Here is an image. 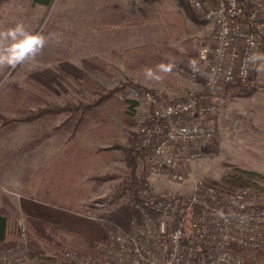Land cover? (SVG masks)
Returning <instances> with one entry per match:
<instances>
[{"label": "rangeland", "instance_id": "374dc122", "mask_svg": "<svg viewBox=\"0 0 264 264\" xmlns=\"http://www.w3.org/2000/svg\"><path fill=\"white\" fill-rule=\"evenodd\" d=\"M114 1L52 0L50 4H47L45 0L41 3H37L35 0H0V30L12 27L16 23H23L30 32L42 33L49 38L48 45L35 60H28L15 70L0 69V115L18 117L20 113L16 109L19 107L25 108L26 111L37 110L45 106L46 103L65 105L74 101L75 104H79V102L92 103L97 107L102 96H109L114 89L119 87L121 90L116 93L117 97H120L124 90L140 85L145 88L144 90L157 93L163 102L171 99H185L192 92L200 93L206 90L207 63L198 55L191 59L179 58L177 61L174 54L165 51L161 54L164 62L173 65L170 72L161 71L150 63L148 65L151 67L141 68L137 71L129 67L121 55L126 49L123 47L125 45H112L110 48L105 46L103 41L98 43V37L103 36L108 24L114 26L123 19L113 6L115 5ZM160 9V11H153L144 16V19L148 18L151 21L146 20L149 27L156 26L161 29L157 35L147 39L144 45L155 43L162 50L165 47L162 43L167 42L173 47L187 49V52L192 50L199 52V49L212 44L215 29L209 26L205 32L200 31L199 25L206 22L200 18L201 21L192 20L191 29L189 22L186 24L176 10L172 11V7ZM112 16L114 19L111 18ZM187 28L190 30L185 35ZM149 29L155 32V29ZM131 47L134 46L131 45ZM260 54H264V47ZM85 59L93 60L99 68L87 69L84 63ZM66 63L74 64L81 69L87 75L88 80L82 78V75L79 78L72 75L64 78L58 77V81L54 80L55 91L51 95L47 92L49 90L39 94L45 101L43 103L36 104L25 102L24 99H14L15 90L18 88L27 90L28 86L25 82L28 78L38 75V72H45L47 69L61 72ZM261 64H264V61L255 62V78L250 82L254 87L252 95L244 96L235 87H230L231 91L227 94H225L224 87L212 95L211 92L205 94L220 108L217 113L211 114L207 119V122L216 125L219 131L218 137L212 143V153L195 163L196 176H203L209 183L224 188H234L236 182L240 181L245 182L244 185H253L264 189V68H261ZM147 69H152L160 79L148 78L146 76ZM192 72L198 74L194 76L195 79ZM131 104H133L131 109L121 108L117 112L110 113L107 117V123L115 130V143H103L96 139L91 142L90 147L97 152L92 158L95 167L92 165L91 170L88 168L89 171L86 167L87 171L81 176V180L84 182L91 180V183L93 182L97 186L101 183V187L91 188V203L101 202L104 198L115 193L124 181L131 183L134 178L139 180L140 172L146 171L143 156L139 154L138 162L136 161V172H134L133 164L128 160L125 149L130 148L135 154H138L136 149L138 131L146 120L149 106L136 100H132ZM127 112L129 113V118H126L128 120L121 118L120 114ZM65 115L42 118L32 123L12 122L3 125L0 122V159L1 155L6 152V148L11 147L18 151L24 149L30 154L28 159L31 165L36 166L42 163L40 158L45 152H42L41 155V150L43 151V146L46 143L47 154L51 152L49 150L55 148V145L51 146L48 143H54L57 140L52 130H55L56 126L63 121ZM2 141L4 142L1 143ZM16 159L22 163L23 157L20 155ZM112 175L114 177L104 178ZM15 178H17L16 175L7 181L13 183ZM2 180L5 179L2 178ZM82 184L84 183L81 182ZM11 185L9 184V186ZM0 189L14 205L22 210L14 218L23 219L27 227L31 222L37 232L47 239L57 232L61 235L59 238L66 237L68 240L74 238L78 243L91 241L98 247L102 242L103 235L95 233L96 228L93 227V224L90 225L91 227L89 226L93 228V233H90L91 230L85 227L84 220H82L83 214L80 213L78 216L74 214L72 218L57 221H43L41 218H37L40 217L41 212L44 209L53 210L55 207L47 208L45 205L35 203L36 197L34 199V197L25 194L17 185L7 187L2 181ZM191 190L188 183L181 184L163 177H153L151 183L147 185V191L151 196L169 193L187 195ZM140 196L146 198L144 194H140ZM131 199L132 194L128 191L121 201L130 202ZM30 203L33 204L28 205ZM59 208L61 210L63 207ZM64 214L70 215L69 212ZM138 214L140 213L131 215L127 221L121 220L119 224L128 225L129 221ZM61 228H67L68 231L66 230L65 233L60 230ZM79 231L85 232V236H79ZM76 232H78L77 235ZM8 241V244L6 243L0 248L14 245L20 241V237ZM11 241L14 243L11 244ZM67 245L76 248L70 242H66L65 247ZM260 261L264 264V255L260 257Z\"/></svg>", "mask_w": 264, "mask_h": 264}, {"label": "built area", "instance_id": "2783aa9c", "mask_svg": "<svg viewBox=\"0 0 264 264\" xmlns=\"http://www.w3.org/2000/svg\"><path fill=\"white\" fill-rule=\"evenodd\" d=\"M190 6L215 29L212 44L199 53L208 68L206 89L216 93L248 83L255 66L249 57L264 47V0H190ZM200 93L167 102L137 87L121 93L122 100L149 106L136 148L145 162L146 185L163 177L192 190L158 196L147 191V206L139 204L140 214L126 226L93 218L105 230L96 253L67 245L60 264H262L264 189L224 188L196 176V161L212 153L219 132L201 118L220 108ZM17 226L20 241L0 248V264H31L27 224L18 219Z\"/></svg>", "mask_w": 264, "mask_h": 264}, {"label": "trees", "instance_id": "16d2710c", "mask_svg": "<svg viewBox=\"0 0 264 264\" xmlns=\"http://www.w3.org/2000/svg\"><path fill=\"white\" fill-rule=\"evenodd\" d=\"M35 1L37 3H41L44 0H35ZM45 1H47V4H50L52 2V0H45ZM181 1L188 15L195 21H201L199 19L200 16L197 13H195V11L191 8L189 0H181ZM162 45H165L164 49L162 50H160V48L157 47L155 43H149L140 46L138 45L131 48L129 47L126 48L121 53V55L123 59L126 61L127 65L131 67L133 70H137V71H139L141 68L151 67V65H148V63L154 65L155 67H157L161 63L168 65L166 61L165 62L163 61V57L161 54L165 51L166 53L167 51H170V53L174 54L175 57H177L176 59L177 61L179 58L191 59L198 55L197 50L194 51L192 50L191 52L190 51L187 52V49L183 50L181 48L173 47L167 42L162 43ZM262 49L263 47H261L258 53H260ZM84 63L86 65V68L89 70H94L96 68H99V66H97L91 59H85ZM192 73L194 74V76L198 75L195 72ZM255 73L256 71L254 66L252 71V78L248 83L225 86L224 87L226 90L225 94L230 92L232 87H235L238 88L239 93L243 94L244 96L252 95L254 93V87L250 84V82L254 80ZM68 75L77 76V78L81 77L80 75H82V78L88 80L87 75L81 69L76 67L74 64L71 65L69 63H66L65 65H63L61 72H56L54 70L47 69L45 70V72H38V75H35L32 78H28L25 82V84L28 86L27 90L24 91L22 88H18L17 90H15L14 99L15 98L17 100L24 99L25 102L29 101L31 103H36V104L43 103L45 101L40 97L39 94H41V92L46 93V91L49 90L47 92H49V95H51L52 92L55 91L54 82L58 81V77L64 78L65 76ZM137 87L145 89L140 85H137ZM119 90H121V87L114 89L109 96H105V97L102 96L101 99L99 100V106L97 107H93L89 104H83V103H79V104L67 103L65 105L46 103L45 106H43L42 108H38L37 110L30 109L28 111L24 110L25 108L19 107L16 110L20 113V116L6 117L0 115V122H2L3 125H7L12 122L32 123L39 121L42 118L58 117L67 114V117L64 118L63 121H61L56 126L55 130L63 129L65 131L72 132L73 134L76 132H82L86 130L84 135L88 136L92 140L96 139L99 142H103V143H110V142L115 143L114 141L115 130L112 129V127L107 123V119H108L107 117L109 116L110 113L117 112L121 108L123 109L126 107L127 109H131V107L133 106V104H131L132 100L131 101L122 100L120 97L116 96V93H118ZM205 94H209V91L207 89L200 93L201 96L203 95L206 96ZM128 114L129 113L127 112L120 114V116L121 118L128 120L126 119L129 118ZM197 116H199L198 113L194 117L196 118ZM208 116H210V114L204 116L201 119L203 121H207ZM92 122L93 124H91ZM95 125L97 127L93 130L92 127ZM77 146L79 147L80 145ZM118 147L123 148L119 145ZM125 151L127 153L128 160L130 161L131 164H133L132 167L134 172H136V167H137L136 161L138 162L137 156L139 155V152L138 154L137 153L135 154L130 148H126ZM144 175L145 172L141 171L139 175V180H136V178H134L131 183L129 181L122 182L115 193L104 198L103 200H101V202L99 201V203L105 205L107 203L106 207L109 206V209H106L105 212L98 214L97 217L99 218L104 217L111 221L120 223L121 220L127 221L128 217H131V215L133 214L139 213L138 211L139 204L146 207L147 204L145 200L143 199V197L140 196V194L146 195L147 193V185L145 182ZM112 177L114 176L112 175L104 178L108 179ZM244 184L245 182L244 183L240 181L236 182L234 188L241 187V185L245 186ZM128 191L132 194V199L130 200V202L123 200L121 201V199H123V197ZM80 210L83 211V208H81ZM66 211L69 212L70 215L67 216L66 214H64L67 213ZM73 215L74 213H71L69 210H60L55 208L49 211L45 210V213L41 214V217H43L41 218V220L57 221L61 219L72 218ZM15 216L16 214L7 215L0 212V242L3 243L5 242V240L9 239L10 237H11L10 239L19 238V232L17 226L18 219H15L14 218ZM82 220H84L85 227L91 230L90 233H93V228H90L91 227L90 225L93 224L94 225L93 227L96 228L94 230L96 231L95 233L99 234L100 236L103 235L102 230L98 229L101 223L99 220L89 219L87 214L83 216ZM87 223L88 226L86 225ZM27 228H28V247H29L31 264H60L66 242H70L77 249L84 251L86 253L88 252L96 253L97 251V247L91 241H81V243H78L74 238H72L71 240H68L66 237L59 238V236L61 235L60 233L57 232H54L52 237L50 239H47L46 237L42 236L40 233L37 232L36 227L31 222L28 224ZM60 230H62L65 233L68 231L67 228H61ZM77 233L78 232H76V235ZM78 234L79 236L82 237L85 236V232L79 231ZM104 237H105V230H104ZM12 243H14V241L13 242L11 241V244ZM262 255H264V252L260 253V257Z\"/></svg>", "mask_w": 264, "mask_h": 264}, {"label": "crops", "instance_id": "0c3cea01", "mask_svg": "<svg viewBox=\"0 0 264 264\" xmlns=\"http://www.w3.org/2000/svg\"><path fill=\"white\" fill-rule=\"evenodd\" d=\"M114 3L115 5L113 6L123 19L118 21L114 26L108 24L107 29L102 34L103 36H99L98 39L96 38L98 43H102L103 41V44L110 48L112 45H125L123 46L125 48L131 45H144L147 39L153 35H157L161 29L156 26L149 27L146 20L151 21L148 18L144 19V16L153 11H160V8L172 7V11L176 10L186 24L189 22L190 28L192 27L193 19L186 13L180 0H115ZM111 18L114 19V16ZM199 26L200 31L203 32L206 31V28H209V25L206 23ZM149 28L155 29V32L150 31ZM189 30V28L186 29L185 35L189 33ZM200 51L201 49H199L198 57ZM193 78L195 79L194 75ZM71 103L75 102L71 101ZM89 105L95 107V104L91 103ZM65 116L67 117V114ZM66 117L63 116V118ZM96 127L95 125L92 129L94 130ZM52 132L57 137V140L54 143L50 142L48 144L51 146L55 145V148L49 150L51 152L47 154L46 143L43 146V151L41 150V155L42 152H45L40 158V162H43L36 166L30 164L28 159L30 154L25 152L24 149L18 151L15 148H6V152L1 155L2 158L0 159V185L2 181L7 187L17 185L25 194L34 197V199L36 197V201L33 200L35 203L45 205L47 208L55 207L56 209H60L59 207L61 206L63 207L61 210H69L76 216L80 213L83 216L87 214L89 219H93L98 214L109 209L105 204L99 203V201L91 203V188L101 187V183L97 186L93 182L91 183V180L87 182L81 180V176L83 173L85 174L88 168L91 170L92 165L95 167L92 158L96 154V151L90 147L93 140L84 135L86 130L74 134L68 131L65 132L63 129L52 130ZM77 145H81V147L79 148ZM20 155L23 157L22 163L16 159ZM13 156L14 159H12ZM89 156L92 157L90 158ZM15 175L17 178H15L13 183L7 181ZM2 178L5 180H2ZM81 182L84 184L81 185ZM9 184L12 185L9 186ZM0 190V212L7 215L21 212L22 210L14 205L8 199V196L4 195L2 189ZM31 204L33 203L28 205ZM80 207L83 208V211L80 210ZM44 213L45 209L41 214ZM37 218L43 217L40 215ZM98 229L102 230L104 237V227L101 223ZM9 239L3 243L0 242V246L8 244Z\"/></svg>", "mask_w": 264, "mask_h": 264}, {"label": "clouds", "instance_id": "9594fccd", "mask_svg": "<svg viewBox=\"0 0 264 264\" xmlns=\"http://www.w3.org/2000/svg\"><path fill=\"white\" fill-rule=\"evenodd\" d=\"M49 38L42 33L30 32L23 23L0 30V69L15 70L28 60H35L48 45ZM252 63L264 61V54L255 53L249 57ZM158 69L170 72L173 65L159 64ZM264 68V64H261ZM148 78L160 79L152 69L146 70Z\"/></svg>", "mask_w": 264, "mask_h": 264}]
</instances>
